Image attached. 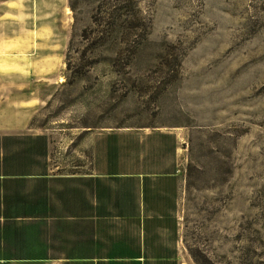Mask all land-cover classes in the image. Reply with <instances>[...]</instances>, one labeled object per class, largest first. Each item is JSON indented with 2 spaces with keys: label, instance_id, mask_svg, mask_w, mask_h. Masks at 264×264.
I'll use <instances>...</instances> for the list:
<instances>
[{
  "label": "rangeland",
  "instance_id": "obj_1",
  "mask_svg": "<svg viewBox=\"0 0 264 264\" xmlns=\"http://www.w3.org/2000/svg\"><path fill=\"white\" fill-rule=\"evenodd\" d=\"M103 1L0 0V122L64 128L66 161L88 127L174 133L187 264H264V0H133L143 40L83 38Z\"/></svg>",
  "mask_w": 264,
  "mask_h": 264
},
{
  "label": "crops",
  "instance_id": "obj_2",
  "mask_svg": "<svg viewBox=\"0 0 264 264\" xmlns=\"http://www.w3.org/2000/svg\"><path fill=\"white\" fill-rule=\"evenodd\" d=\"M32 116L0 122V264L192 262L174 133H157L171 138L162 151L126 128L88 127L85 159L66 161L53 158L65 129Z\"/></svg>",
  "mask_w": 264,
  "mask_h": 264
},
{
  "label": "trees",
  "instance_id": "obj_3",
  "mask_svg": "<svg viewBox=\"0 0 264 264\" xmlns=\"http://www.w3.org/2000/svg\"><path fill=\"white\" fill-rule=\"evenodd\" d=\"M129 10L125 12L124 10ZM123 23H127V27L130 31L126 33L128 38L132 37L133 42L141 41L145 38V34L142 29V24L139 16L137 15L135 4L133 0H104L98 3L96 12L93 16L94 28L85 29L83 31V38H90L93 36L95 39H100L106 33V29L109 28L110 34L120 31V26ZM106 28V29H105ZM131 35V36H130ZM130 46V45H129ZM136 46L133 47L134 52ZM70 64H67L69 69Z\"/></svg>",
  "mask_w": 264,
  "mask_h": 264
}]
</instances>
